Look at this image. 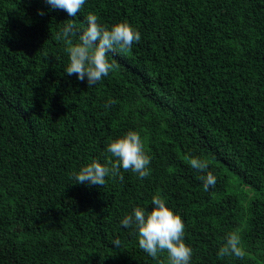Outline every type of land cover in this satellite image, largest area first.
I'll list each match as a JSON object with an SVG mask.
<instances>
[{
  "label": "trees",
  "instance_id": "trees-1",
  "mask_svg": "<svg viewBox=\"0 0 264 264\" xmlns=\"http://www.w3.org/2000/svg\"><path fill=\"white\" fill-rule=\"evenodd\" d=\"M89 12L141 40L110 53L119 67L88 88L65 73L68 45L55 37ZM129 130L150 175L75 184ZM186 155L208 162L214 187ZM156 194L183 219L191 264H264V0H86L74 18L44 0H0V264H167L120 224ZM237 229L246 256L219 258Z\"/></svg>",
  "mask_w": 264,
  "mask_h": 264
},
{
  "label": "clouds",
  "instance_id": "clouds-1",
  "mask_svg": "<svg viewBox=\"0 0 264 264\" xmlns=\"http://www.w3.org/2000/svg\"><path fill=\"white\" fill-rule=\"evenodd\" d=\"M52 9L65 11L68 16L76 17L86 3V0H44ZM38 15L44 12L38 10ZM86 27L77 32L73 20H68L57 33L56 39L62 40L66 47L69 63L65 69L68 76L76 75L81 82L87 80V86L92 87L101 81L109 73L115 71L119 65L115 60L109 62V54L131 51L134 44L141 40V33L128 22H119L110 28L99 22V17L89 12L84 20ZM78 35V43L73 44L71 37ZM115 101L109 99L104 105L108 108ZM109 155L105 164L92 160L83 166L78 172H73L75 184H87L89 186H104L106 177L111 176L122 183L123 172H132L140 179L150 175L149 165L151 157L145 150L144 141L137 131L129 130L122 136L112 139L106 146ZM192 169L202 175L197 179L203 182L204 191L216 185V176L208 170L209 164L200 157L186 155ZM151 211L142 207H135L131 214L125 215L120 221L123 228L135 230L138 245L148 256L156 259L159 255L167 254V264H191L193 250L185 243V224L181 216L174 213L166 205V201L160 194L152 197ZM112 244L120 247V240L114 239ZM217 256L235 257L243 259L246 252L242 247V239L239 230L229 232L225 236V242L219 248ZM163 264V262H159Z\"/></svg>",
  "mask_w": 264,
  "mask_h": 264
}]
</instances>
